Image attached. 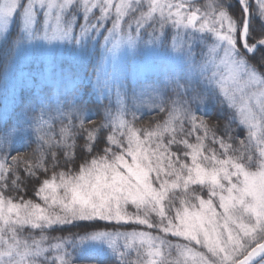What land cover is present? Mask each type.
<instances>
[{"label": "snow or ice", "instance_id": "1", "mask_svg": "<svg viewBox=\"0 0 264 264\" xmlns=\"http://www.w3.org/2000/svg\"><path fill=\"white\" fill-rule=\"evenodd\" d=\"M0 264H264V0H0Z\"/></svg>", "mask_w": 264, "mask_h": 264}]
</instances>
